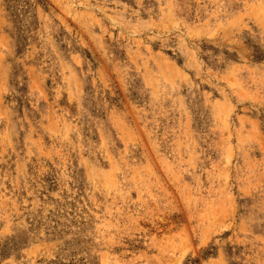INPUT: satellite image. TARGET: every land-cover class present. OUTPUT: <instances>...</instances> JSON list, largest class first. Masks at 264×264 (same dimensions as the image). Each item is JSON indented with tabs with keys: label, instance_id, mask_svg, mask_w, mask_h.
Listing matches in <instances>:
<instances>
[{
	"label": "rangeland",
	"instance_id": "374dc122",
	"mask_svg": "<svg viewBox=\"0 0 264 264\" xmlns=\"http://www.w3.org/2000/svg\"><path fill=\"white\" fill-rule=\"evenodd\" d=\"M0 264H264V0H0Z\"/></svg>",
	"mask_w": 264,
	"mask_h": 264
}]
</instances>
